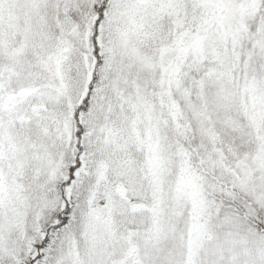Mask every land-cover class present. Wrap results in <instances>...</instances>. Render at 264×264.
<instances>
[{"label": "snow or ice", "instance_id": "obj_1", "mask_svg": "<svg viewBox=\"0 0 264 264\" xmlns=\"http://www.w3.org/2000/svg\"><path fill=\"white\" fill-rule=\"evenodd\" d=\"M0 264H264V0H0Z\"/></svg>", "mask_w": 264, "mask_h": 264}]
</instances>
